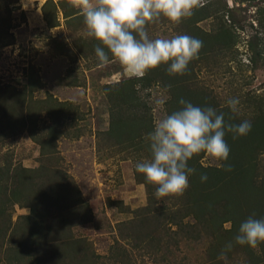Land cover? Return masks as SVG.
<instances>
[{"label":"rangeland","instance_id":"1","mask_svg":"<svg viewBox=\"0 0 264 264\" xmlns=\"http://www.w3.org/2000/svg\"><path fill=\"white\" fill-rule=\"evenodd\" d=\"M202 3L180 23L161 17L148 25L153 39L187 34L203 41L191 73L174 75L172 87L154 82V69L136 78L113 58L101 67L92 50L94 37L73 0H0V123L12 127L0 138V170L33 171L43 164L56 177L58 171L67 175L91 216L71 228L92 257L83 264H178L158 262L151 222L135 221L154 196V184L135 166L151 158L145 138L160 118L183 107L181 98L225 108L229 98L238 97L239 114L231 111L238 120L264 114V0ZM122 80H129L127 89H121ZM131 90L136 101L125 99ZM36 138L45 141L43 147ZM254 157L259 182L264 151ZM198 163L220 166L207 153ZM42 185L51 187L46 178ZM29 212L26 203H14L7 216L15 225ZM230 227L231 221L222 223L223 240ZM203 241L204 247L211 243L209 237ZM182 249L175 251L181 263L200 256L205 261L203 251ZM235 249V257L245 260L242 247ZM251 249L259 255V247ZM59 254L57 264H79L81 253L71 259Z\"/></svg>","mask_w":264,"mask_h":264},{"label":"trees","instance_id":"2","mask_svg":"<svg viewBox=\"0 0 264 264\" xmlns=\"http://www.w3.org/2000/svg\"><path fill=\"white\" fill-rule=\"evenodd\" d=\"M63 14L65 17L71 15ZM93 40L92 50L100 43L95 38ZM193 63L194 60L183 75L191 73ZM168 66L161 64L154 69V82L162 81L175 87L176 81H172L174 75L168 73ZM120 86L122 90L127 89L129 80H122ZM125 95V99L136 101L132 90L129 95ZM172 97L175 99V95ZM186 101L192 103V100ZM201 103L202 107L214 108L218 114L223 112L226 122H242L231 113L228 106L224 108L209 105V102ZM249 121L252 129L247 135L235 139L233 133L225 135L230 154L228 160L220 161V164H230L231 171L220 166L202 167L198 163L199 154L188 161V165L196 171L189 175V188L182 196L170 195L158 200L155 196L157 186L154 185V196H150L135 221L138 226L151 222L153 230L148 233L154 232V238L150 240L154 239V257H157L158 262L228 264L226 261L232 260L231 264H234L235 260L238 264L239 261L243 264H264V242L258 245L259 255L250 246L240 245L246 259L238 260L235 257V246L239 244L235 243L234 238L240 224L253 214L257 219L264 218V179L257 182L254 178L255 152L264 151V114L257 113ZM11 129V126L0 123V138L8 135ZM41 139L36 138V141L43 147L45 141ZM8 170V167L0 170V264H57L59 253L71 259L78 252L81 253L79 264H83L86 257L90 260L92 257L87 256L84 239L72 236L71 232L73 226L91 220L90 211L79 201V191L67 179V175L58 171L56 177V173L43 164L33 171L19 168L8 173ZM202 174L208 177L204 182L201 181ZM45 178L51 183L47 190L42 188ZM45 192L51 197L45 198ZM21 202L26 203L30 212L20 216L18 222L11 225L7 216L8 208L11 204ZM226 221H231L232 227L228 229L226 240H223L220 228ZM206 237L210 238L211 243L204 247L203 240ZM229 242L233 247L226 252L227 259H220L221 252ZM182 248L186 251H203L202 259L205 261H200V256L190 261L182 260L181 263L183 258L176 260L175 251L183 252ZM159 251L161 254L158 256L156 253ZM184 259H187L186 256Z\"/></svg>","mask_w":264,"mask_h":264},{"label":"clouds","instance_id":"3","mask_svg":"<svg viewBox=\"0 0 264 264\" xmlns=\"http://www.w3.org/2000/svg\"><path fill=\"white\" fill-rule=\"evenodd\" d=\"M73 6L82 11L88 36L100 42L94 49L100 66L113 62L111 54L132 77L142 78L161 64H169L170 75H183L203 47L202 40L187 34L153 39L148 32V25L161 17L174 23L191 17L203 6L202 0H73ZM179 103L182 108L164 115L147 134L151 158L135 166L138 173L157 186L158 200L185 193L189 188L188 177L196 171L188 165L194 155L207 153L217 161H227L230 147L226 133H233L235 139L252 129L249 120L232 124L225 121L223 112L218 114L212 107L195 106L183 98ZM239 104L238 97L227 100L234 114H239ZM220 167L231 171L230 164L222 163ZM207 179V174L201 175L202 182ZM234 240L256 249L264 242V218L250 215L240 224ZM232 247L229 242L219 258L226 260V252Z\"/></svg>","mask_w":264,"mask_h":264}]
</instances>
